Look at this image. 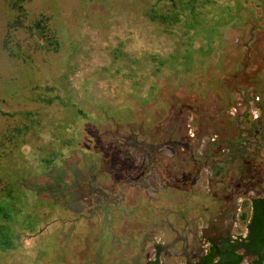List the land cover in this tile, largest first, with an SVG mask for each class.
<instances>
[{"label": "rangeland", "instance_id": "obj_1", "mask_svg": "<svg viewBox=\"0 0 264 264\" xmlns=\"http://www.w3.org/2000/svg\"><path fill=\"white\" fill-rule=\"evenodd\" d=\"M155 3L156 0H31L26 4L29 17L14 20L16 11L7 0H0V110L6 120L4 125L24 123L19 110L40 107L39 94L45 86L64 87L63 92L71 86L77 101L85 82L79 71L98 60L94 84L88 86L81 97L82 105L73 113L78 117L82 109L85 118L70 124L73 106L66 111L59 104L51 105L42 125L24 137L17 154L7 155L0 162V177L5 181L14 178L23 191L18 192L14 202L33 217L28 214L23 220L34 225L38 220L35 236L25 224L15 221L20 236L15 245L20 253L10 264H148L157 253L162 264H195L209 251L211 241L220 244L222 235L238 237L245 232L239 207L235 223L229 225V220L221 219L224 212L217 199L211 197L208 185L213 177L212 161L203 168L199 177L203 181H197L196 193L186 196L172 191L167 195L159 188L154 166L147 169L151 164L149 147L145 145L165 141L177 124L187 136L190 123L194 155L245 150L255 141L244 159L256 161L260 170L264 129L254 123L244 124L242 118L230 125L218 122L229 115L230 99L236 102L235 98L245 97L248 102L252 96L264 93V0H208L199 9L208 19L189 17L182 36L148 31L146 36L152 41L146 49L159 43L167 52L157 63L162 65L159 74L151 75L154 65L149 64L145 52L135 54V50L133 54L138 59L134 57L135 63L124 70L131 72L127 78L132 79L128 86L130 98L126 94L121 104L106 109L111 98L112 103L117 100L109 80L101 81V72L109 61L104 58L106 49L111 44L115 46L121 37L135 49L136 36L123 31L131 30L132 25L140 30L138 25L144 28L145 22L155 25L147 16ZM170 8L169 3H163L157 9L164 13ZM40 12L50 16L51 28L63 29L59 38L66 43H62L61 51L70 40L78 38L83 40L82 45L86 40L95 44V48L91 46L95 52L85 55L80 46L83 48L75 52L79 55L73 58L67 52L45 51V43L31 36L26 27ZM175 15L170 19L178 18ZM60 17L64 23H60ZM156 27L161 30L163 25ZM198 31L203 33L202 39L197 38ZM213 48L218 50L217 55ZM100 51L103 54L99 55ZM120 67L117 61L115 70L121 72ZM143 80L148 86L153 83V87L145 90ZM139 83L143 90L137 88ZM147 96L144 109L139 108V102ZM64 99H69L68 94ZM261 101L264 103L260 97L259 108ZM223 137L230 140L219 139ZM217 140L221 142L214 147L212 143ZM52 152L57 154L47 167L42 159ZM180 153L183 150L164 146L158 154L159 168L166 165L177 172L181 166L190 169L187 162L173 165ZM243 180L247 185L243 199L261 195L256 191L260 180L257 176ZM23 194L28 204H24ZM160 208L165 210L161 212ZM124 209L128 216L119 223Z\"/></svg>", "mask_w": 264, "mask_h": 264}, {"label": "trees", "instance_id": "obj_2", "mask_svg": "<svg viewBox=\"0 0 264 264\" xmlns=\"http://www.w3.org/2000/svg\"><path fill=\"white\" fill-rule=\"evenodd\" d=\"M31 0H7L10 8L16 11V15L14 20H18L19 18L23 17H29V13L26 9V4L30 2ZM83 2L85 0H82ZM205 1L208 0H156V3L153 4L151 9L147 12V16L150 20V22H154L155 25L150 24V26L147 25V22H145L144 28H141L143 25L140 26V30L137 29V27L133 28V25L130 27L131 30H128L127 32L123 31L124 33H129L130 36L134 35L137 38V42L135 45V49H132L131 47H128V44L125 42V39L122 37L120 38V41L113 46L111 44L109 47H107L104 55V58L109 60L106 62V65L104 67V71L102 73L101 81L105 82L106 80H109V84L114 88L113 95L116 94L115 97H117V100L115 103H112L109 101L106 105V109H109L111 106H117V104H121V101L123 100L124 95L127 94V97L130 98L128 95L130 93V87H128L131 83V80L127 79L131 75L130 70L128 72H125L127 66L134 64L135 62L132 61V59L135 57V60L138 59L133 53L135 51V54L137 52H145L146 59L148 60L149 64L154 65V71L153 68L151 69V75L154 74L155 76L159 74V71L162 68L161 66H157L158 61H160V57L165 56L167 53L166 51H162V48L160 44L158 43L157 46L153 45V48L146 49L149 46H151L149 41H152L150 38L148 39L146 36V33L148 31L155 32L158 31L163 36L167 35H174V33H178L180 36H182V29L183 26H185V23L188 22L189 17L194 18L195 16L201 19L207 18L202 14V12L199 10L201 8H204L206 3ZM262 0H260L261 2ZM163 3H169L171 5L170 11L167 12V10H164L163 12L158 11V6L160 7ZM173 14H176L175 16L178 17L175 20H171L170 18H173ZM60 23H64V18ZM208 19V18H207ZM31 22L27 27V29L30 31L31 36H37L40 40H42L45 43V51H53L55 53H58L61 51V45L62 43H66L64 40H61L59 36L63 33V29L59 30V28H51L49 26L50 16L47 15L45 12H40L37 16L30 19ZM58 23V24H60ZM184 23V24H183ZM22 24V23H21ZM161 24L163 27L161 30L157 29L156 25ZM61 25V24H60ZM147 25V26H146ZM155 26V27H154ZM63 28V26H60ZM171 28V29H170ZM122 31V36L124 38L127 37V35H124ZM222 34V33H221ZM198 35V39L203 38V33L201 31H198L196 33ZM84 38V37H83ZM81 38V39H83ZM72 39V38H71ZM223 38H221L222 40ZM83 42V40H81ZM80 39H75L74 41H69L66 44L65 49H62L61 52H67L69 56L73 55V58H76L79 54L75 53L76 50L82 49L84 47L85 55H91L93 52H95V44H91V41L86 40V45H82ZM213 40L211 39V42ZM74 45H73V43ZM114 42V41H113ZM117 42V41H115ZM138 43V44H137ZM152 43V42H151ZM67 45H71L72 47H68ZM83 46V47H80ZM222 46V45H221ZM220 47H218L219 50H221ZM43 47V46H42ZM90 47V48H89ZM147 51H146V50ZM170 49V47L168 48ZM216 55L218 50L216 48H213ZM103 54V51L99 52ZM108 54V56H107ZM159 54V55H158ZM220 58H223L221 53L219 54ZM68 56V57H69ZM199 56L201 57V53H199ZM112 59H111V58ZM131 58V59H130ZM128 59V60H127ZM57 61H59L57 59ZM121 62L120 69H123L121 72H118L115 70L114 66L116 65V62ZM63 62V61H62ZM98 60L91 63L90 65L86 66L85 69L82 71H79L78 74L82 73L84 77V86L82 92L79 93V96L77 95V99L80 100V102L74 99V95L71 92L72 87L69 86L65 87L66 92L62 91V88L64 87H50L45 86L42 90H40V96H39V105L37 109L35 106L29 107L27 110H19L21 112V118L23 119L24 123H17V126L12 127L11 123H4L6 120H4V115L2 114V111L0 110V162H4L7 158V155L14 154L19 151L20 146L23 142V139L25 136L30 135L32 132L37 130L38 127H40L43 123L44 117L46 116L47 109L53 105V104H59L60 107H66V111L69 109V107L73 106L72 111L69 114V121L70 124L78 120L79 118H85L83 115V110L81 109V112L79 111V116H74L73 113H75L77 110L75 107L80 108L82 105L81 97L86 95V91H88V86L92 87V84H94V76L97 72L96 65ZM97 63V64H96ZM160 63V62H159ZM158 63V64H159ZM59 64V63H58ZM86 63H84L85 65ZM239 64V63H238ZM240 66V64L238 65ZM130 68V67H129ZM134 70H136L133 67ZM115 70V71H114ZM111 72V73H110ZM77 74V75H78ZM144 75V71L143 74ZM154 76V77H155ZM134 78V76H132ZM136 80H138L136 78ZM129 83L126 85V83ZM150 82V81H149ZM143 85L145 90L152 88L153 83L148 86V83L143 80ZM161 86V85H159ZM137 88L143 90V86L141 84H137ZM140 90V91H141ZM53 94H49L52 93ZM60 93V94H59ZM69 96V99H73L74 101H67L64 99L66 96ZM83 94V95H82ZM112 94V93H111ZM263 95H260L261 98L264 99V93ZM263 96V97H262ZM148 96L145 97L144 102H139V108L143 107V104L147 103ZM36 102V101H35ZM97 102H100L98 100ZM137 102V101H136ZM94 103H96L94 101ZM156 104V102H154ZM153 103V104H154ZM234 101L232 99L229 100V104H227L228 108L234 105ZM98 104V103H97ZM260 106V117L259 119L252 120L251 115L246 112L242 115V122L244 124H250L254 123V126H257V128L264 129V103L261 101ZM159 105V104H157ZM138 106V103H137ZM162 106V105H161ZM68 107V109H67ZM145 107V106H144ZM144 107L142 109H144ZM131 112L133 110L130 108ZM135 111V110H134ZM111 113V111H110ZM134 113V112H133ZM117 118V117H116ZM115 117H111L110 119H116ZM87 119V118H86ZM8 120V119H7ZM9 121V120H8ZM236 122L239 123L240 118L239 117H233L230 115H226L224 118L220 119L218 122L217 119H215V123L218 125L220 123L222 126L226 123V125H230V122ZM196 122V121H195ZM218 122V123H217ZM194 123V121H193ZM227 128V127H225ZM222 129V128H220ZM185 131L182 129V126L177 124L175 125L170 135L167 139L163 142L159 143H153L152 145L146 144L145 146H148L149 150V163L151 164V167H148L147 169L155 168V175L157 176L159 188L163 192L165 191L168 195L172 191H181V195L188 196L191 193H196L195 191V185L197 181H203L201 180L200 174L202 173V170L204 167H208L209 164L212 161V165L214 167L213 169V177L208 183L209 190L211 197L216 200V203L220 206V209L224 212V214L221 215V219L229 220L228 224L230 225V219L233 214L236 213L237 209V199L243 198L246 196V190L247 185L244 182V178H252L254 179L256 176L259 178V182L257 183L256 191H260V196L257 197H251L249 199H243L242 203L240 204L241 207V215L240 219L247 223V229L249 231L247 237L243 238L241 235L237 237V240L234 241V243L231 241V236L222 235L220 238V244H217L215 242L211 241V246L209 251L201 257V259L196 262L195 264H243V258L244 255L239 253V249H246V251L251 252V254L254 255V259L248 263V264H264V153L260 152V170L258 169V165H256V161H248L244 159V155L249 150V145L254 146L257 142L253 141V143H250L247 145L246 149L242 150H235L232 149L229 152H225L222 150L223 153L218 151H212L209 155H203V156H196L193 154V151L191 148L190 140L191 137L189 135L186 136V134H183ZM223 135H226V131H223ZM219 137V136H218ZM222 141H229L228 138H219ZM175 141H181L188 142L190 148L185 149L183 147H180L178 144L175 143ZM219 140H217L215 143H212V145L218 146L220 144ZM164 146H170L173 148H179L183 150V153L179 154L177 157V162L173 163V165L181 163V162H187L188 165H191L190 169L182 168L180 167L179 171H173L170 169L169 166L162 165L161 168H159L158 164V154L159 150H161ZM224 148V147H223ZM219 149V148H218ZM192 151V153L190 152ZM55 152H52L50 154V157L42 159L43 164H47L46 166L49 167L54 163ZM178 155V154H177ZM240 157H243L240 158ZM172 165V166H173ZM174 165V166H175ZM189 165V166H190ZM248 172H250V175L248 176ZM142 176V174H141ZM20 180V179H19ZM22 180V179H21ZM19 182L16 181L14 178L9 179L8 181L4 180V178L0 177V264H10L12 260H14V256L20 253V250L16 247V240L20 237L19 234H17L18 227L15 226L16 223H20V225L25 224L27 227V230L31 232L30 234H33L34 236L37 234L36 226L38 224V220L34 222L23 220V217H27L29 214L30 217L32 215L28 212L23 210V206L16 207L15 200L19 193H23L19 189ZM180 193V192H179ZM23 202L24 204L27 203V199L25 195L23 194ZM157 199H160V195ZM149 201V200H148ZM147 201V202H148ZM151 202V201H150ZM28 204V203H27ZM29 207V206H28ZM36 208L38 207L35 206ZM158 209V207H157ZM248 209V211H247ZM161 212L164 211V208H160ZM34 213L38 212V209H32ZM125 211L124 216L121 218L119 223H123L125 221V216L127 215V210ZM133 213V209L131 210V213ZM16 216V218H15ZM128 216V215H127ZM224 216V217H223ZM131 217V215H130ZM33 218V217H32ZM133 219V218H132ZM127 220V219H126ZM228 225V227H229ZM227 227V228H228ZM228 231V230H227ZM36 232V233H35ZM31 235V236H33ZM149 264H162L159 259V254L157 253L156 257L152 260H150Z\"/></svg>", "mask_w": 264, "mask_h": 264}, {"label": "built area", "instance_id": "obj_3", "mask_svg": "<svg viewBox=\"0 0 264 264\" xmlns=\"http://www.w3.org/2000/svg\"><path fill=\"white\" fill-rule=\"evenodd\" d=\"M238 99H240V100H237L235 98L236 102L234 103L233 106H231L229 108L228 113L231 116L235 117V116H238L240 114L243 115L244 113L248 112L251 115L252 120L259 119L261 112H260V108L257 105L258 102L260 101V97L258 95H255L254 97L252 96V98L248 102H247L245 97H244V99L242 97H240ZM189 128H190L189 129L190 133L193 136L194 133H192V131H191L192 128H191V124L190 123H189ZM242 200H243V198H239V200L237 202L239 209H241L240 204L242 203Z\"/></svg>", "mask_w": 264, "mask_h": 264}, {"label": "flooded vegetation", "instance_id": "obj_4", "mask_svg": "<svg viewBox=\"0 0 264 264\" xmlns=\"http://www.w3.org/2000/svg\"><path fill=\"white\" fill-rule=\"evenodd\" d=\"M229 115H230V114H229ZM230 116H231V115H230ZM235 117H236V116H235ZM237 117L241 118V117H242V114L238 115ZM188 128H189V123H188ZM188 135H189V137H192V135H191L189 129H188ZM193 136H194V135H193ZM191 139H192V138H191ZM177 142L182 143L181 141H175L176 144H178ZM183 143H187L188 145H187V146H184L183 144H178V145H179L180 147L185 148V149L190 148L188 142H183ZM191 150H192V149H191ZM190 152L192 153V151H190ZM193 154H194V152H193ZM237 207H238V205H237ZM236 210H237V209H236ZM235 217H236V213L233 214L232 217H231V219H230V222H231L232 224L235 223ZM231 223H230V224H231ZM245 225H246V227H245V232L241 235L243 238L247 237V235H248V233H249V231H248V229H247V223H245ZM227 230H229V228H227ZM230 238H231V241H232L233 243H234L235 240H237V237H234V236H232V237H230ZM238 252L244 255L243 262H242L243 264H248V263H250V262L254 259V255L251 254V252L246 251V249H239ZM248 257L251 258V259H250L249 261H246V258H248ZM151 260H152V259H151ZM149 262H150V261H148V264H149Z\"/></svg>", "mask_w": 264, "mask_h": 264}, {"label": "water", "instance_id": "obj_5", "mask_svg": "<svg viewBox=\"0 0 264 264\" xmlns=\"http://www.w3.org/2000/svg\"><path fill=\"white\" fill-rule=\"evenodd\" d=\"M178 144H183L184 146H187L188 144L187 143H180V142H177Z\"/></svg>", "mask_w": 264, "mask_h": 264}]
</instances>
